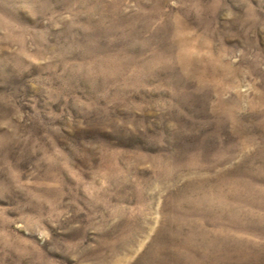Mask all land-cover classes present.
I'll return each instance as SVG.
<instances>
[{
	"label": "rangeland",
	"instance_id": "obj_1",
	"mask_svg": "<svg viewBox=\"0 0 264 264\" xmlns=\"http://www.w3.org/2000/svg\"><path fill=\"white\" fill-rule=\"evenodd\" d=\"M0 264H264V0H0Z\"/></svg>",
	"mask_w": 264,
	"mask_h": 264
}]
</instances>
